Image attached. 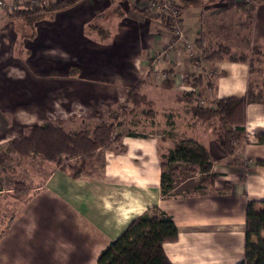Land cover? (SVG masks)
Here are the masks:
<instances>
[{"label":"crops","instance_id":"crops-1","mask_svg":"<svg viewBox=\"0 0 264 264\" xmlns=\"http://www.w3.org/2000/svg\"><path fill=\"white\" fill-rule=\"evenodd\" d=\"M179 2L183 34L194 43L204 36L203 16L210 19L234 5L242 11L241 20L248 6L254 9L251 39L264 46V0L253 6L241 0ZM145 7L146 0H75L52 18L36 21L31 33L10 31L32 56L21 63L33 72L19 65L14 81L0 79V92H16L18 105H24L32 88L37 103L13 118L37 125L61 121L66 130L76 131L73 121H107L109 109L137 86L148 100L149 112L142 113L154 125L144 120V131L124 126L131 131L121 133L123 149L98 148L93 155L97 166L90 159L77 177L49 169L44 181L31 186L0 237V264H97L100 251L153 205L169 214L178 230L175 241L162 245L172 264H237L243 259L246 202L264 200V144L255 138L264 132V102L246 104V138L233 154L225 153L215 123L197 119L177 96L193 91L198 105L209 107L220 98L242 96L251 75L248 63L204 61L196 45L199 54L190 60L167 20L144 15L140 10ZM167 43L171 48L153 70L152 54ZM190 73L200 78L199 86L184 82ZM167 79L171 87L162 85ZM184 138L205 146L216 177L202 191L188 193L174 192L185 183L176 184L175 178L172 194L163 197L160 155ZM196 176L195 185L203 175Z\"/></svg>","mask_w":264,"mask_h":264},{"label":"trees","instance_id":"trees-1","mask_svg":"<svg viewBox=\"0 0 264 264\" xmlns=\"http://www.w3.org/2000/svg\"><path fill=\"white\" fill-rule=\"evenodd\" d=\"M179 1L199 2V0ZM74 2L75 0H63L34 8V10L13 11L7 12V14L9 18H23L25 23L31 25L38 19L52 18L57 11L65 9ZM140 11L148 17L160 16L148 8ZM195 45L201 49L204 61L223 59L246 61L243 56L239 58L228 56L230 48L223 43L218 44L215 50H208L203 37H197ZM259 49L258 46H253L252 52L262 55ZM246 62L250 74L254 69L253 63L252 61ZM184 82L192 87H197L201 80L197 76L187 75L184 77ZM162 85L171 87L172 81L167 79L162 82ZM197 96L193 91H185L181 96H177V100L187 102L189 104L187 111L197 119L207 124L215 123V134L220 138L222 149L227 154H233L238 142L246 138V104L264 102V72L259 83L248 80L246 91L242 96L220 98L215 101L213 107L195 104ZM127 100L134 108L141 103H148L146 96L138 92L137 86L130 90ZM112 118L109 113L107 121L99 122L93 128H81L76 131L66 130L61 124L50 121L34 125L28 128L24 134L11 139L7 152L23 155L31 152L39 153L44 159L54 163L56 167L69 171L71 176L77 177L83 173L87 161L98 148H112L117 151L123 149L119 143L121 134L112 136L114 130L113 123L110 122ZM255 138L257 143L264 144V132L255 134ZM6 156L5 153H0V162ZM63 157L65 159L62 160ZM69 160H76V162L69 163ZM177 161L188 165L189 173L199 172L203 175L196 188L200 189L202 183L210 185L216 177V174L211 172V162L203 144L192 138L176 141L173 147L160 155V193L163 197L171 195V190L174 188L178 171V166L175 165ZM258 163L263 162L258 161ZM262 231H264V200L247 201L245 205L244 256L237 264H264ZM177 236L178 230L172 217L153 205L133 218L125 229L100 251L97 264H172L165 255L162 245L165 242L175 241Z\"/></svg>","mask_w":264,"mask_h":264},{"label":"rangeland","instance_id":"rangeland-1","mask_svg":"<svg viewBox=\"0 0 264 264\" xmlns=\"http://www.w3.org/2000/svg\"><path fill=\"white\" fill-rule=\"evenodd\" d=\"M200 1L201 0H199V2ZM219 1L220 0H204L202 5H212ZM176 2L180 3L179 1ZM241 3L246 4L247 2L241 0ZM147 4L148 0H146V5ZM40 5L41 4L38 1L35 2L34 0H0V79L5 78L7 82L12 81V79L14 81L15 73L20 72L21 68L23 72H33V69L26 67V63H21V61H27L30 54L29 51L22 45V39L20 36L12 34L10 31L23 30L31 33V31L34 30V23L43 19H38L32 22L31 25H28L23 18H9L7 12L34 10L33 6H38L40 8L42 7ZM176 7L179 12L176 22L179 24L180 28L183 29L181 6L176 5ZM228 7L229 8L222 12L215 11L210 19L208 15L202 17L204 23L203 40L205 47L208 50H215L218 44L223 43L230 48L228 56L234 58L243 56L246 61H252L254 69L250 75V80L259 83L264 72V46L256 45L251 39V21L253 19L254 9L248 6L244 20H241V9L234 5ZM167 24L171 27L168 22ZM224 32L228 33L227 38H224V35L222 34ZM169 33H171V31ZM29 34L26 37H30ZM184 39H187V36L181 39L182 47L185 50L186 46ZM171 43L174 44V41H171ZM253 46H258L262 55L254 54L252 52ZM192 48L196 49L193 40L191 50H185L184 53L190 60L195 61V50L192 51ZM198 54L199 53H196V55ZM31 57L32 56H29V59H31ZM225 58L228 57L225 56ZM33 61L34 60H31V63ZM189 75L195 76V74L192 73ZM0 87H3L1 83ZM13 87H16L14 90L19 88L18 85H13ZM28 93V97H23L25 98V101H23L24 105H18L20 102L19 97L17 96L19 95L16 92H8V95L0 92V99L3 100L0 101V113L5 116V120L2 119L3 116L0 118V153H5L7 155L6 158L0 162V237L5 232L11 219L17 214L21 207H23V201L25 200L27 193L30 191L29 189H31V186L44 181L49 169L56 167L54 163L44 159L41 154L36 152H31L25 155L16 152H7V147L11 139L24 134L31 126L37 125L33 124L32 121L22 123L18 118L16 119L15 117H12L19 115V113L23 114L25 110H33V107H37V103L33 99V95H35L34 90L31 88ZM197 102L198 101H194L195 104H198ZM184 103L186 104L185 110H187L189 104L185 101ZM202 106L205 105L202 104ZM109 110L108 114L110 113L113 117L110 121L113 123L114 128L112 136L131 131L124 126H131V129L133 130L144 131L143 125L146 121L154 125V122L151 119H147L149 117L142 113L145 111L149 112V106L146 103H141L134 108L128 100H125ZM30 114H33V112L30 111ZM60 122L61 121H54V123L61 124L64 127ZM73 122L74 124L72 127L79 126V129L93 128L99 123H95L91 120H85L83 123H81L80 120ZM136 123H141V125L138 126ZM155 127L159 129L160 125L158 124ZM112 145H114V143H112ZM94 156L90 159L94 161V164L97 166L99 160H96V157ZM63 159H65V157H63L62 160ZM68 162L75 163L76 160H69ZM176 165L178 166V171L175 177L176 184L181 181H185L186 184L184 183V185L177 187L174 192L188 193L191 191H202L203 186L204 188L206 187L207 184L205 185V183H202L200 189L198 187L196 188L195 178L198 179V176L195 177V173L188 172V165H185L182 162H178ZM199 182L200 181H198V184Z\"/></svg>","mask_w":264,"mask_h":264},{"label":"built area","instance_id":"built-area-1","mask_svg":"<svg viewBox=\"0 0 264 264\" xmlns=\"http://www.w3.org/2000/svg\"><path fill=\"white\" fill-rule=\"evenodd\" d=\"M35 2L38 1L41 5H47L56 3L63 0H34ZM247 3L256 5L259 3L260 0H244ZM147 7L150 11L159 14L160 16L165 15L167 16L166 20L171 26L172 34L177 39L185 38V35L183 34V30L180 28L179 24L176 22L177 16H178V9L176 7L174 0H148ZM33 8H39L38 6H33ZM185 40V50L190 51L192 46V40L187 37ZM171 48V44L167 43L166 48H163L161 51L156 52L152 54V58L150 60V66L153 70H158L159 64H162L164 60V54L167 49ZM195 50V56L197 53L196 49L192 48V51ZM191 51V52H192ZM193 53V52H192ZM194 54V53H193Z\"/></svg>","mask_w":264,"mask_h":264},{"label":"bare ground","instance_id":"bare-ground-1","mask_svg":"<svg viewBox=\"0 0 264 264\" xmlns=\"http://www.w3.org/2000/svg\"><path fill=\"white\" fill-rule=\"evenodd\" d=\"M165 19L167 18V16H165V15H162Z\"/></svg>","mask_w":264,"mask_h":264}]
</instances>
